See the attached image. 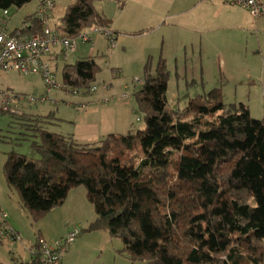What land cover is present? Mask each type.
Listing matches in <instances>:
<instances>
[{"label": "trees", "instance_id": "obj_1", "mask_svg": "<svg viewBox=\"0 0 264 264\" xmlns=\"http://www.w3.org/2000/svg\"><path fill=\"white\" fill-rule=\"evenodd\" d=\"M29 1L0 0V8ZM94 1L74 0L55 30L75 38L95 25L110 28ZM34 15L23 19L34 23L33 34L42 30ZM99 69L82 58L64 66V82L89 90ZM169 78L165 59L153 68L148 58L136 93L143 130L78 143L36 119L40 142L33 147L41 158L9 152L8 185L35 220L85 186L96 212L89 230L120 238L133 264H264V118L254 119L244 103L226 105L219 87L182 112L170 110ZM45 242L38 238L32 250ZM25 264H41L39 255Z\"/></svg>", "mask_w": 264, "mask_h": 264}, {"label": "rangeland", "instance_id": "obj_2", "mask_svg": "<svg viewBox=\"0 0 264 264\" xmlns=\"http://www.w3.org/2000/svg\"><path fill=\"white\" fill-rule=\"evenodd\" d=\"M54 2L49 21L53 28L74 0ZM122 4L119 0L94 1L95 9L109 16L111 26L118 30L115 47L102 34L94 36V46L77 39L75 51H68L66 60L60 58L53 65L57 82L63 84L65 65L92 57L100 68L92 83L97 85L96 91L90 88L74 93L57 87L49 99L41 100L48 94L39 74L12 71L0 75V90L19 97L20 111L13 114L0 109V209L6 211L10 225L21 236V240L12 242L7 233L2 235L5 228L0 221V264H25L38 238L53 242L75 228L83 230L70 245L66 264H133L120 238L106 230H89L96 212L85 186L73 187L62 205L35 220L19 192L8 185L4 165L12 151L41 158L33 147L40 142L36 119L37 126L54 133L87 132L84 121L94 117L99 106L87 110L82 104L107 96L114 100L106 102L108 107L117 103L121 111H127V128L120 134L143 130L145 115L136 100L144 78L142 53L148 57L152 54L154 66L159 54L167 58L170 110L182 112L192 98L219 87L226 105L244 103L254 119L264 118V22L259 17L226 0H125V7ZM38 9L39 0L11 7V28ZM30 97L36 100L29 101ZM104 137L85 142L97 143ZM134 154L141 156L139 149Z\"/></svg>", "mask_w": 264, "mask_h": 264}, {"label": "built area", "instance_id": "obj_3", "mask_svg": "<svg viewBox=\"0 0 264 264\" xmlns=\"http://www.w3.org/2000/svg\"><path fill=\"white\" fill-rule=\"evenodd\" d=\"M230 3L238 4L246 8L254 17L264 14V0H226ZM54 0H39V9L35 12L34 18H39L42 23L40 33H31V21L22 23L11 28L12 16L9 8H0V75L17 71L23 74H39L47 86V96L53 88H64L74 93H80L82 89H71L65 83L59 84L56 80L54 63H58L60 58L67 59L68 51L74 52L77 47V39L84 43L94 44V35L102 34L108 40L110 46L115 47L117 43L116 34L106 26H92L81 31L77 37L70 38L60 35L55 28L50 26V14L54 8ZM97 85L91 87V91H96ZM18 96L12 92L0 90V109L19 114L17 103ZM35 97H30L29 101H35ZM113 100L107 96L103 102ZM7 213L0 211V221L4 230L1 234L9 236L12 242L21 240L20 234L7 223ZM81 233V229L75 228L65 236L53 241L45 242L40 249L32 250V254H38L41 264H60L62 256L76 237ZM23 264V263H21Z\"/></svg>", "mask_w": 264, "mask_h": 264}, {"label": "crops", "instance_id": "obj_4", "mask_svg": "<svg viewBox=\"0 0 264 264\" xmlns=\"http://www.w3.org/2000/svg\"><path fill=\"white\" fill-rule=\"evenodd\" d=\"M122 5L125 7V4L124 3ZM241 8L243 9L244 7L241 6ZM244 9H246V8H244ZM244 9L242 10L243 12H244ZM103 15L106 18L109 17V16L107 17L106 14H103ZM258 17L260 18L261 21L264 22V14L263 15H260ZM110 28L115 33L118 32V30L115 29V27H113V25L110 26ZM140 32L143 33L144 31H140ZM93 40L95 41V37H94ZM147 43H148V41H147ZM148 44H147V46L150 47ZM93 46H94V44H93ZM147 49H149V48H147ZM92 54L93 53H91V55ZM163 54H164V52H163ZM148 58H151V60H152V67L153 68L156 67V65L158 64V62L161 59H165L166 63L168 62L165 55H164V58H163L162 55L159 54L158 60H157V62L155 64V66H154L152 54H151V56L148 57V56H146V54L142 53L141 59H142L144 65L146 64ZM89 104L88 105H87V103L86 104H82V106L84 107V109H87L88 110L89 107H92L93 105H98L101 109L99 107H97L98 110L97 111H94V113H96L94 115V117L90 118L87 121H84V122H86L84 127L87 128V132L86 131L84 132V131L75 130L74 132L69 133V134H66L65 136L72 137L78 143H88V142H85V141H87V139H89L88 141H90V139H95L96 137H99V138L104 137L106 134H120L121 132H119V131H123V129H125V131H126V128H127V111L126 112L121 111L118 108L119 105L117 103L116 104H113V106L110 105V107H108V105H107L106 102H103L101 100L93 101V102H90ZM102 108H104L103 109V112L100 113L101 110H102ZM125 110H127V109H125ZM122 113H124V114H122ZM0 211L6 212V211H4L2 209H0ZM6 221L10 225L9 220H8V217H7ZM61 237H63V236H61ZM57 239H59V238H57ZM80 243L81 242H79L76 245V247ZM33 246H32V248H33ZM70 252H71V249H68L67 251L64 252L60 264H66V257H67V254H69ZM65 253H66V256H64ZM31 257H32V254H31ZM30 260H31V258H30Z\"/></svg>", "mask_w": 264, "mask_h": 264}]
</instances>
